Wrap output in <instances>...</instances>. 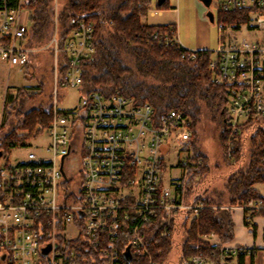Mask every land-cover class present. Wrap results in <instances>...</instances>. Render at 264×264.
<instances>
[{
    "label": "built area",
    "instance_id": "built-area-1",
    "mask_svg": "<svg viewBox=\"0 0 264 264\" xmlns=\"http://www.w3.org/2000/svg\"><path fill=\"white\" fill-rule=\"evenodd\" d=\"M216 8L219 38L208 49L209 68L226 91L221 132L232 159L242 126L264 119V0H218ZM233 11L248 17L221 18ZM29 17L26 0H0V61L8 67L29 61ZM70 23L63 46L57 29L50 41L55 82L48 127L18 144L28 146L24 159H6L0 148V264H159L146 238L150 224L161 225L162 237L175 235L206 206L186 199L190 171L204 161L192 147L191 118L175 108L157 113L121 87L81 94L76 105L62 108L58 88L79 89L83 65L95 50L94 22L72 16ZM156 36L183 46L178 28ZM197 50L183 56L195 58ZM62 53L68 68L61 77ZM172 145L181 173L167 177ZM242 206L251 220L264 201L251 198ZM199 238L212 249L194 252L188 264H237L240 253L251 252L214 231Z\"/></svg>",
    "mask_w": 264,
    "mask_h": 264
},
{
    "label": "trees",
    "instance_id": "trees-1",
    "mask_svg": "<svg viewBox=\"0 0 264 264\" xmlns=\"http://www.w3.org/2000/svg\"><path fill=\"white\" fill-rule=\"evenodd\" d=\"M152 2L57 0L56 8V0H26V7L30 11L26 45L33 52L34 47L48 44L53 54L54 47L50 41L55 29L58 44L63 46L72 29V16L93 21L95 50L83 65V81L79 87L81 94L93 90L110 94L121 87L126 96L137 102L152 103L157 113L175 108L190 116L194 136L192 147L204 161L198 169L190 171L186 199L189 202H202L206 206L190 219L189 226L187 221L183 223L179 262L188 264L187 259L194 252L212 249L199 238L200 234L214 231L223 241L234 237L230 206L242 205L251 198L264 201V194L256 187V184L264 183V119L257 118L242 126L232 159L226 156L224 149L226 164L234 167L224 187L200 191L202 178L208 173L209 156L198 147L197 128L212 120L220 127L223 141L221 131L225 125L226 91L213 79L209 68L210 50H197L195 58L183 56V51L189 48L177 43L167 44L156 36L177 30L175 22L148 24L143 21ZM157 6H168V0L161 5L157 3ZM247 17V14L239 11L221 16L225 21L244 20ZM67 68L66 56L62 53L59 67L61 77ZM36 96L37 92L28 94L25 88L20 87L15 99L4 105L3 111L8 113L7 120H10L9 129L1 130L0 134V148L4 152L40 135L48 127L52 117V98L30 106L26 104L27 100ZM258 134L262 135L259 142L256 140ZM245 222L250 231L256 233L255 223L247 218ZM160 228L158 223L150 224L146 238L159 264H168L166 256L173 248L171 239L174 235L162 237ZM237 264H245V253L238 255Z\"/></svg>",
    "mask_w": 264,
    "mask_h": 264
},
{
    "label": "rangeland",
    "instance_id": "rangeland-1",
    "mask_svg": "<svg viewBox=\"0 0 264 264\" xmlns=\"http://www.w3.org/2000/svg\"><path fill=\"white\" fill-rule=\"evenodd\" d=\"M55 5L57 8V0ZM172 5L176 6V12L173 10L175 7ZM153 8L156 10H164H162L160 14L158 11H156L155 15L149 13L150 15L148 14L143 20L146 23L153 24L176 22L179 39L186 48L191 49V43L195 44L199 38L206 39L207 46L210 50L218 46L219 31L217 22L215 20V22L212 23L205 17L207 8L199 0H169L168 6L160 8L157 6L156 0H153L152 9ZM212 9L215 12L217 11L215 6H213ZM200 18L202 21H200ZM31 51L33 52H29V65L22 68L16 65L8 67L5 63L0 61V114L3 108V98L5 97L4 105L12 99H15L20 87L25 88L28 94L37 92V96L34 97V99L31 98L26 101V104L29 106L41 101H47L50 97L52 98L55 82L54 53L52 54V50L49 48L48 44L37 48L34 47ZM5 88L6 94L4 95ZM58 92V99L62 108L73 107L78 103L81 96L80 90L74 86L66 88L60 87L58 88ZM7 114V112L3 111L2 122L5 121L6 124L0 125V130L2 131L8 130L10 127V120H7L9 119ZM196 138L198 147L209 156L208 173L202 178V183H200V189L202 190L200 191L224 187L223 185L228 174L234 167L228 166L223 158L224 142L221 141L220 127L216 122L208 120L204 125L197 128ZM37 141H40V139ZM35 144L36 143H34V145ZM27 151L28 146L16 145L8 149L4 157L6 159L9 158V160H16L17 158L24 159ZM165 159L168 165V173L166 176L180 175L181 172L176 167V150L173 145ZM171 164L173 166H170ZM261 185H263L264 188V183ZM183 236L184 231L180 229L171 239L173 248L166 256L168 264H178L179 248Z\"/></svg>",
    "mask_w": 264,
    "mask_h": 264
},
{
    "label": "crops",
    "instance_id": "crops-1",
    "mask_svg": "<svg viewBox=\"0 0 264 264\" xmlns=\"http://www.w3.org/2000/svg\"><path fill=\"white\" fill-rule=\"evenodd\" d=\"M169 2V0H168ZM157 3V0H156ZM153 4V2H152ZM152 4L149 8L148 14H156L162 13L164 9H152ZM173 10L176 12L177 8L175 5ZM201 7V6H200ZM149 14V15H150ZM148 16V15H147ZM146 16V17H147ZM144 17L143 19H145ZM144 21V20H143ZM200 21L202 19L200 18ZM145 22V21H144ZM146 23V22H145ZM148 23V22H147ZM170 23V22H169ZM176 23V22H175ZM153 24V23H148ZM219 38V37H218ZM191 49H209L206 39H198L195 44L191 43ZM4 95L6 94V88L4 90ZM4 101L5 97L3 98V108L0 114V123L2 122L3 118V110H4ZM263 183L256 184V187L260 189V191L264 194ZM232 219L234 222V237L231 240H228L231 244H240L244 247H247L251 250V252L245 254V264H264V211L258 212L252 215L251 221L256 225V233L250 231L248 226L246 225V211L242 205H232L230 206Z\"/></svg>",
    "mask_w": 264,
    "mask_h": 264
},
{
    "label": "water",
    "instance_id": "water-1",
    "mask_svg": "<svg viewBox=\"0 0 264 264\" xmlns=\"http://www.w3.org/2000/svg\"><path fill=\"white\" fill-rule=\"evenodd\" d=\"M165 0H157V3L159 5H161ZM200 2L203 3V5L207 8V11L205 12V17L212 23L215 22V13L212 9L213 6H217L218 5V0H199ZM2 154V151H0V155ZM125 256L126 258L130 259L131 255H130V251L129 249H127L125 251Z\"/></svg>",
    "mask_w": 264,
    "mask_h": 264
}]
</instances>
